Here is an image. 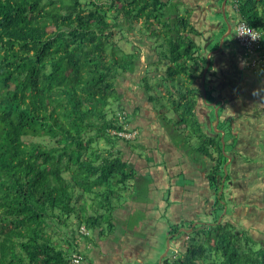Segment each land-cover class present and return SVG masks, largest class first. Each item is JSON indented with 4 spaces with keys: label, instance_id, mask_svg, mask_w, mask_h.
Masks as SVG:
<instances>
[{
    "label": "trees",
    "instance_id": "1",
    "mask_svg": "<svg viewBox=\"0 0 264 264\" xmlns=\"http://www.w3.org/2000/svg\"><path fill=\"white\" fill-rule=\"evenodd\" d=\"M227 6L226 23L206 33L181 0H0V264H74L73 255L88 244L97 248L117 237L119 210L159 192L133 190L148 173L147 183L155 179L133 155L161 163L145 156L143 140L151 136L144 126H133L145 107L157 125L154 137L168 135L178 152L210 160L218 195L232 176L225 149L236 154L238 139L233 117H221L222 109L220 132L205 129L199 105L208 53L237 43L238 60L245 48L236 30L249 26L260 36L254 71L264 81V0H227ZM229 24L220 47L217 33L227 34ZM137 26L150 43L128 51L124 44ZM181 131L189 146L178 139ZM222 199L210 222L188 223L191 233L179 232L184 222L174 223L169 252L157 264H264V240L219 222L228 213ZM175 240L182 244L172 253Z\"/></svg>",
    "mask_w": 264,
    "mask_h": 264
},
{
    "label": "crops",
    "instance_id": "2",
    "mask_svg": "<svg viewBox=\"0 0 264 264\" xmlns=\"http://www.w3.org/2000/svg\"><path fill=\"white\" fill-rule=\"evenodd\" d=\"M210 1H212L211 6L217 7L218 10L221 9V0ZM181 2L186 4L192 11V20L199 30L207 33L215 27H220L219 21L217 19H211L209 16L211 12L208 11L210 8V5L207 3L208 0H181ZM227 8L228 6L226 3L223 9L219 11H223ZM198 19L200 20L197 21ZM198 22L201 23L200 26L197 25ZM212 25L213 28H211ZM198 40L201 41V38H198ZM240 51L241 47L237 43H234L232 47H227L223 50L218 48L208 53L210 61L205 70L208 75L205 77V80H202L204 96L199 105L201 114L203 118L205 117L206 119V121H204V126L208 132H212L213 128L217 132H220L218 129L219 122L216 124L215 121L214 124L212 121V117L214 113H216V110L219 111V109H222L224 111V117H233V129L235 127V134L238 139L237 153H241V151L247 152L246 150H241V147L244 148L247 145V132L250 128L255 129L254 127L257 126V129L261 128L264 130V114H261L264 110V81L262 82V87L259 88L258 79L261 78V75L257 71L239 66L237 54H239ZM211 66L212 69L210 72L208 69L211 68ZM206 87L208 91H206ZM248 113L252 115L250 116ZM256 113L260 115L258 116ZM148 114V108L145 107V110L133 126L138 128L144 126L142 127L145 128L143 132V134H145L144 136H151L143 140L144 144H146L148 153L146 156L156 158V160L161 161V163L155 164L152 161L149 162L144 156L138 157L137 154H135V156L133 155V160L137 162L138 165L140 161H143L147 167L145 171L152 172L155 182L152 181L151 183L156 184L159 180V186L157 188L154 186L151 190L158 189L159 191H168L169 187L172 188L173 186H169V180L164 179L163 175L165 172H167V176H170V174L172 175L173 182L176 185L175 189L173 187L174 193L176 192V197L181 201V208L180 211L177 209L176 217L179 223L187 221L188 224L191 221H196L197 225L199 222L204 221L202 220V215L209 217V220L204 222H210V220L214 218V214L212 213L213 207L215 206L213 197L217 195L210 181V174L214 165L208 158L201 156L200 153L193 152L192 155L188 153V151L178 152L176 148L177 145L175 147L171 143L172 140L168 135H161L158 136V138L154 137L157 136L155 133L158 131L157 127H155L157 125L152 124L151 121L148 120ZM162 134L165 133L163 132ZM223 135L225 134L223 133ZM250 149L254 150V148L249 146L248 152ZM236 154H230L234 156L233 160H235L234 164L231 166L232 176L230 181L232 178L233 181L229 184L232 189L231 191L229 190L228 194V199L232 203L233 209L231 213H227L226 215L224 213L222 216L225 217H222L223 219L221 220L233 222L235 224L239 222L253 225L258 221L264 220V209H258L259 206H262V203H264L263 195H260V199L258 195V192L263 191L264 193V173L259 174L255 172L254 169H251V171L247 173L243 162L236 157ZM249 155L251 156L253 154ZM255 155L256 154L253 156ZM168 170L170 174H168ZM180 175H185L194 181V185H191L192 188H189V185H177L176 180ZM252 192H256V196H254ZM159 194L158 192L155 196H149L148 200L144 203H140L141 201H138V203L134 202L130 204V207L135 208V210L138 209L141 213H147L149 207L155 206L157 214H154V216L159 217L158 214L162 213ZM252 198L254 200H252ZM259 201H262L261 205ZM247 202H251V206H249ZM252 208H256L253 213H251ZM127 210L128 208L122 209L123 218L124 221H126L123 222L124 226H128L132 219H136L129 214L125 215L127 214ZM148 212H150V210H148ZM136 215L138 214L135 213V216ZM154 216L151 218L152 220L156 219ZM129 217H131V219H129ZM160 219L163 218L160 217ZM139 224L142 226L144 225L143 221H139ZM142 226H140L141 228L139 229L136 228L135 235H133L134 238H136L135 236L138 234L139 230L144 229ZM261 233H264V231H261ZM261 237L260 239L264 240V237ZM147 238H149L148 235ZM146 240V238L141 237L139 239L140 245ZM151 247L158 249L159 244L156 242L151 245Z\"/></svg>",
    "mask_w": 264,
    "mask_h": 264
},
{
    "label": "rangeland",
    "instance_id": "3",
    "mask_svg": "<svg viewBox=\"0 0 264 264\" xmlns=\"http://www.w3.org/2000/svg\"><path fill=\"white\" fill-rule=\"evenodd\" d=\"M222 3H221V9H219V10L223 9ZM213 10H215V12H213L209 15L210 18L211 19H217L218 21H220V23L223 26L224 23H226V18H225L223 11H222V13L219 10H218V12H216V7H213ZM199 20L200 19H198L197 21H199ZM197 25L200 26L201 23L198 22ZM129 32H130L129 33L130 34V40H129L130 45L127 43L124 44L128 51L131 49V47L132 48L136 47L139 49L140 46L143 43H145V41L150 43V40L148 39V37H149L148 32L146 30L140 29L139 26L135 27L134 29L130 30ZM217 35H218V38L220 37V41H221L222 38L223 39L225 38L226 34L221 35L220 33H217ZM205 37H207V34ZM214 39L216 41L215 36H214ZM120 43L123 45L122 42H120ZM213 44L214 43H211L210 45H213ZM148 52H149V48L147 46L144 47L143 54L145 55ZM146 60H147V58L145 59V56H143L142 62H146ZM243 66H244V64L241 63L242 68H244ZM153 67H154V65L151 64L150 69H152ZM204 72H205V70H204ZM127 83H128V81L125 82V84H127ZM258 86H259V88L262 87V81L260 83H258ZM220 114L222 117L223 113L220 112ZM248 114L250 116L252 115L251 113H248ZM261 114H264V110L261 112ZM256 115L259 116L260 114L256 113ZM215 116H216V119H215ZM215 116L212 117V121L214 124L216 121V124H217L219 122V117H217L218 115H216V114H215ZM254 128L255 129L250 128L248 130V132H247V145L244 148L241 147V150H246L247 152H245V151H241V153L238 152L236 154V157L239 158L243 162L247 173H249L251 171V169H254L255 172H258L259 174H261V173H264V133H262V136H263L262 137L261 135L257 134V126H255ZM186 136H188V135L185 132H182L181 136H178V139L189 146L190 144L186 143ZM228 138H229V136H228ZM231 140H233V137ZM171 143H173V142H171ZM181 146H183V145H181ZM249 146L251 148H254V150L250 149L248 152ZM257 148H260V152L258 153V156L252 157L254 154L257 153V150H256ZM183 151H186V148H183ZM233 152L234 151H233L232 147L228 146L225 149L224 154H227V156L230 158V160H232L231 157L233 155L231 156L230 154H232ZM249 154H253V155L250 156ZM234 162H235V160L227 161L226 164H229V163L233 164ZM228 169L230 170L231 167L229 166ZM168 174H170L169 170H168ZM163 177H164V179L169 180V186H173L174 189L176 188V185L173 182V177L171 174H170V176H167V172H165ZM150 179H151V174L148 173V175L145 178L141 177V179H138V181H134L133 182L135 184V187L133 188L134 193L136 192L137 195H142V196L145 195L146 196L147 195L146 194L147 193L146 188L148 186L150 188L154 187L153 183H147ZM166 182H168V181H166ZM176 183L179 186H188L189 185V188H192L191 185H194V181L191 178L186 177L185 175H180L177 178ZM173 187H172V189H173ZM143 189H145V190H143ZM213 189H215V186H213ZM230 189H232V188L229 185V181H227L225 183L224 187H221V190L218 192V195H215L213 197V201H214V205H215L217 196L220 199V196L222 195V197H223L222 204L226 205V209H227L228 213H231L232 209H233L232 203L228 199V194H229ZM159 193H160L159 197L161 198L160 203H161V207H162V213L158 214L159 217L154 216V214H157L155 206L149 207L148 210H150V212H148V210H147V213H141L138 209L135 210V208L128 206L127 214H125V215L129 214V215H131V217L136 218L135 221H134V219H132L129 222L128 225L130 227H129V231H128V226H124V224H123V222H126V221H124V218H123V212H122V210L118 211V214H117L118 226L116 229L117 230V237L112 236V240L109 239L108 243H106V242L102 243L97 248H93V247H91V245L88 244L86 248L82 249V255L85 256V258H86V264H92V263L93 264H157V262L159 260H161L162 255L167 251L168 244H170V241L168 240V237H167L168 232L172 229L173 226H175L174 223L181 224L177 221V219L174 220V217H173V214H175V216L177 217V211L178 210L180 211V208H181V206H180L181 201H179V199L176 197V192L174 193V195L171 194L170 197H168L167 191H161L160 190ZM252 194L254 196H256V192H252ZM258 195H259V199L261 198L260 195H263V198H264L263 191L258 192ZM252 200H254V199L252 198ZM259 203L261 205L262 201H259ZM247 204L249 206H251L252 203L247 202ZM262 204L263 205L259 206L258 209H264V203H262ZM255 210H256V208L255 209L252 208L251 213H253ZM133 211L135 213H137L138 215L135 216V213ZM224 213H226V212L224 211ZM187 215H192V214H187ZM153 216L156 219L152 220L151 218ZM131 217H129V219H131ZM160 217L163 219H160ZM172 220H174V222ZM202 220H204V221L209 220V217L202 215ZM139 221H143L144 225L143 226L140 225ZM146 222H147V224L150 225V227H145V226H147ZM196 223L197 222H194L192 227H194L196 225ZM236 225L239 228H241V227H244V229L248 228L255 237H257V238L259 237L258 239H260L261 236L264 237V233H261V231H264V220L258 221L253 225H250L248 223L247 224L239 223V222L236 223ZM137 226H139V227L142 226L144 228L141 231L139 230L140 234H143V235L146 234L149 236V238H146L147 240L145 242H143V244H141V245L139 243L140 241L137 240V238H134V236H133V235H135V230H136ZM192 227L190 228L189 224H187V221H185L180 226L179 232L189 231L191 233V230L193 229ZM72 228L73 229L76 228L79 231L78 225H75V226L73 225ZM167 230H168V232H167ZM91 235L94 236L93 231H91ZM244 235H247V234H244ZM118 236H120L121 238L123 237L122 241L120 240V237H118ZM113 238H114V240H113ZM259 241H257L255 239L253 241V245L255 247H259L260 246ZM156 242L159 244V247L162 246L160 248V250H159V247H158V249H154L153 247H151V245L155 244ZM147 244H149V247ZM181 244L182 243H179V241L176 242V245L181 246ZM171 248H172L171 251L173 253V251L175 250L174 242L172 243ZM142 249H145V250H142ZM158 264H160V262Z\"/></svg>",
    "mask_w": 264,
    "mask_h": 264
},
{
    "label": "built area",
    "instance_id": "4",
    "mask_svg": "<svg viewBox=\"0 0 264 264\" xmlns=\"http://www.w3.org/2000/svg\"><path fill=\"white\" fill-rule=\"evenodd\" d=\"M237 38L241 45L245 48L241 62L245 66L254 67L257 64L256 51H257V42H259V34L250 29V27L241 24L237 27ZM248 56V57H247ZM74 264H83V256L81 254H74L73 257Z\"/></svg>",
    "mask_w": 264,
    "mask_h": 264
},
{
    "label": "water",
    "instance_id": "5",
    "mask_svg": "<svg viewBox=\"0 0 264 264\" xmlns=\"http://www.w3.org/2000/svg\"><path fill=\"white\" fill-rule=\"evenodd\" d=\"M226 3H227V0H224V2H223V6L226 5ZM223 13H224L225 18H226L225 9L223 10ZM228 28H229V31L227 32V34L225 35V37H226L228 34H230L231 31H232V26H231L230 24H229ZM222 45H223V38H222V40H221L220 47H221ZM204 73H206V72H204ZM203 80H205V74H204V78H203ZM216 115H218V111H217V110H216ZM223 148H225V144L223 145ZM223 181H225V179H224ZM222 187H224V185H222ZM221 219H222V218L219 219V222L221 221ZM169 249H170V244H168L167 251L162 255V257H164V256H166V255L168 254ZM160 263H161V262H160Z\"/></svg>",
    "mask_w": 264,
    "mask_h": 264
},
{
    "label": "clouds",
    "instance_id": "6",
    "mask_svg": "<svg viewBox=\"0 0 264 264\" xmlns=\"http://www.w3.org/2000/svg\"><path fill=\"white\" fill-rule=\"evenodd\" d=\"M224 2V1H223ZM223 4V3H222ZM225 14H226V9H225ZM236 34H237V30H236ZM224 41V40H223ZM239 41V40H238ZM258 47V46H257ZM241 56H243V54H241L240 56H239V58H238V63H239V65L241 66V60H240V58H242ZM244 68H248L249 69V66H243ZM256 66H254V67H250V69H252V70H254V68H255Z\"/></svg>",
    "mask_w": 264,
    "mask_h": 264
},
{
    "label": "flooded vegetation",
    "instance_id": "7",
    "mask_svg": "<svg viewBox=\"0 0 264 264\" xmlns=\"http://www.w3.org/2000/svg\"><path fill=\"white\" fill-rule=\"evenodd\" d=\"M216 10L218 11L217 8H216ZM210 12L213 13V12H215V11H214V10H211ZM211 13H210V14H211ZM223 40H224V39H223ZM228 181H229V184L232 182V181H230V180H228ZM203 222H204V221H203ZM168 233H169V232H168ZM185 238H187V237H185ZM185 240H186V239H184V243H185ZM178 241H179V243L182 242V241H180V240H175V241H174V245H175V246H178V245H176V242H178Z\"/></svg>",
    "mask_w": 264,
    "mask_h": 264
}]
</instances>
